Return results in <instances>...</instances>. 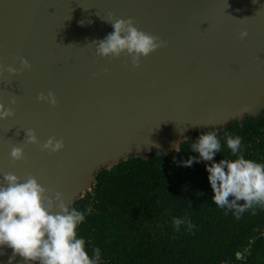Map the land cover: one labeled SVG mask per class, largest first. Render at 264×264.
I'll return each mask as SVG.
<instances>
[{
  "label": "water",
  "instance_id": "95a60500",
  "mask_svg": "<svg viewBox=\"0 0 264 264\" xmlns=\"http://www.w3.org/2000/svg\"><path fill=\"white\" fill-rule=\"evenodd\" d=\"M109 13L166 46L138 67L129 56H98L91 42L113 31ZM21 57L30 70L0 69V103L16 99L15 115L0 120V181L32 175L71 209L100 171L177 154L194 130L264 112V0H0V65L19 70ZM49 91L55 106L37 100ZM27 129L64 148L22 143ZM13 146L24 160L11 162ZM10 257L0 248V264ZM12 264L25 262L17 255Z\"/></svg>",
  "mask_w": 264,
  "mask_h": 264
},
{
  "label": "trees",
  "instance_id": "16d2710c",
  "mask_svg": "<svg viewBox=\"0 0 264 264\" xmlns=\"http://www.w3.org/2000/svg\"><path fill=\"white\" fill-rule=\"evenodd\" d=\"M204 131H215L221 142L213 162L235 158L226 145L231 134L241 138L240 154L264 163L261 112L245 116L241 126L230 121L224 130H194L177 154L151 153L146 161L130 158L100 171L91 194L71 208L85 213L78 238L90 256L99 250L98 264H264V205L237 216L214 204L206 171L211 162L191 150ZM190 157L196 159L185 166ZM178 218L185 221L179 229L173 223Z\"/></svg>",
  "mask_w": 264,
  "mask_h": 264
},
{
  "label": "clouds",
  "instance_id": "9594fccd",
  "mask_svg": "<svg viewBox=\"0 0 264 264\" xmlns=\"http://www.w3.org/2000/svg\"><path fill=\"white\" fill-rule=\"evenodd\" d=\"M105 21L112 25L113 31L105 38L91 42L96 45V54L100 57L129 56L132 65L138 67L141 57H147L166 46L167 42L160 37L138 30L132 18L120 19L109 13ZM247 35V31L242 30L239 38L243 39ZM0 69L18 75L24 70H30L31 65L21 57L19 70L11 66L4 69L2 65ZM37 100L52 106L57 103L51 91L47 95L40 92ZM15 104V98L10 100L7 107L0 103V120L15 115L12 107ZM25 132L22 143L38 144L42 151L51 153L64 148L62 139L50 137L40 144L34 130L27 129ZM226 145L235 158H222L219 162H213V157L221 152V142L215 131H204L192 143L191 150L198 152L200 159L211 162L210 166L206 165V171L214 204L233 209L239 216L257 205H264V163L246 159L240 154L239 136L227 134ZM173 147L176 151L181 150L180 144ZM25 158L22 147L11 148V162ZM195 159L190 157L184 162L185 166H191ZM64 200L60 192L50 195L49 190L41 186L32 175L23 182L14 173L3 175L0 181V248L6 246L12 249L9 264L17 255L25 264H98L99 250L96 249L94 255L90 256L85 248V240L78 238L77 228L84 221L85 213L70 209ZM241 201L243 203H239ZM184 222L183 218L173 221L177 229ZM188 226L191 228V223Z\"/></svg>",
  "mask_w": 264,
  "mask_h": 264
}]
</instances>
